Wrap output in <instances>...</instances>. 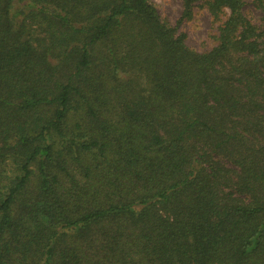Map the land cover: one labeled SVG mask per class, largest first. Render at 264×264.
I'll return each instance as SVG.
<instances>
[{"label":"trees","instance_id":"obj_1","mask_svg":"<svg viewBox=\"0 0 264 264\" xmlns=\"http://www.w3.org/2000/svg\"><path fill=\"white\" fill-rule=\"evenodd\" d=\"M198 2L0 0V264H264V0Z\"/></svg>","mask_w":264,"mask_h":264},{"label":"rangeland","instance_id":"obj_2","mask_svg":"<svg viewBox=\"0 0 264 264\" xmlns=\"http://www.w3.org/2000/svg\"><path fill=\"white\" fill-rule=\"evenodd\" d=\"M243 1L245 10L254 18H258L259 13L253 8L251 0ZM149 2L155 6L162 19L185 34V43L189 47L203 51L214 44L212 36L216 34V25L210 22V16L201 2L194 5L188 16H182L181 0H149Z\"/></svg>","mask_w":264,"mask_h":264}]
</instances>
